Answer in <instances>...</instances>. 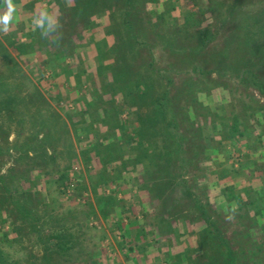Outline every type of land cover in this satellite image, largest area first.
<instances>
[{
    "label": "rangeland",
    "instance_id": "rangeland-1",
    "mask_svg": "<svg viewBox=\"0 0 264 264\" xmlns=\"http://www.w3.org/2000/svg\"><path fill=\"white\" fill-rule=\"evenodd\" d=\"M14 2L0 264H264V0Z\"/></svg>",
    "mask_w": 264,
    "mask_h": 264
},
{
    "label": "clouds",
    "instance_id": "clouds-1",
    "mask_svg": "<svg viewBox=\"0 0 264 264\" xmlns=\"http://www.w3.org/2000/svg\"><path fill=\"white\" fill-rule=\"evenodd\" d=\"M18 6L14 0H0V34L7 35L17 17ZM33 31H39L42 39L51 44L58 45L62 39L63 25L59 15L50 10L47 3L43 0L34 8L31 19Z\"/></svg>",
    "mask_w": 264,
    "mask_h": 264
},
{
    "label": "trees",
    "instance_id": "trees-1",
    "mask_svg": "<svg viewBox=\"0 0 264 264\" xmlns=\"http://www.w3.org/2000/svg\"><path fill=\"white\" fill-rule=\"evenodd\" d=\"M258 45V44H257ZM257 82H259V81H257ZM148 83H143V85L145 86L144 88H143V97H145V98H153L154 96H152L153 94H151V92H152V86L151 85H147ZM257 84V83H256ZM1 85H2V87H1ZM0 85V93L4 90V91H6V98L5 99H3V100H1V103H6V105H8V107L9 108H11V106H13L16 102H18V100H19V97H16L15 95H9L8 94V91H7V87H6V83H2ZM261 89H262V87H261ZM149 90H151V92H149ZM8 94V95H7ZM160 99H164V100H166V101H168V97H167V95L165 94V93H163V94H161V98L160 97H155V105L157 106V108H158V110H157V112H159V113H161L162 114V112L164 113V107H163V105L161 104V101H160ZM164 100H162V101H164ZM170 106V103H169V101H168V107ZM164 115V114H163ZM238 124L239 123H234L233 125H232V128H233V130L234 131H238ZM244 133L243 132H241L240 133V135L242 136ZM152 161L155 159V157L154 156H152L151 158H150ZM158 166H159V164H157Z\"/></svg>",
    "mask_w": 264,
    "mask_h": 264
}]
</instances>
